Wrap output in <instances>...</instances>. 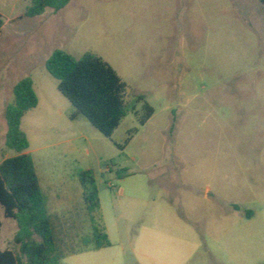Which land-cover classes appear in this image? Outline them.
<instances>
[{"label":"rangeland","instance_id":"1","mask_svg":"<svg viewBox=\"0 0 264 264\" xmlns=\"http://www.w3.org/2000/svg\"><path fill=\"white\" fill-rule=\"evenodd\" d=\"M31 5L0 0V163L16 156L6 108L31 78L39 104L22 130L68 253L62 264H264L263 3L71 0L20 20ZM58 49L101 58L127 84L128 112L112 138L73 119L46 69ZM138 97L155 110L145 126ZM83 171L94 172L98 214L85 206ZM47 182L61 184L67 204ZM0 221L3 251L18 227L1 205ZM96 226L110 247H86Z\"/></svg>","mask_w":264,"mask_h":264},{"label":"trees","instance_id":"2","mask_svg":"<svg viewBox=\"0 0 264 264\" xmlns=\"http://www.w3.org/2000/svg\"><path fill=\"white\" fill-rule=\"evenodd\" d=\"M260 1L264 5V0ZM70 2L32 0L23 17L35 18L47 9L58 12ZM3 24L0 14V36ZM46 69L58 81L60 93L77 109L73 119L83 115L106 138H112L128 112V87L118 72L93 54L76 59L61 49L53 52L46 62ZM13 93L14 102L5 112L8 126L6 145L16 152V156L5 158L0 165V205L5 218L15 221L18 230L12 246L0 251V264H62L68 253L59 241L49 199L41 188L34 160L27 153L30 142L22 130L24 117L39 104L33 80L25 78L19 81ZM135 106L140 107L135 116L139 118L140 125L145 126L155 110L144 97H138ZM79 180L87 211L90 215L98 214L100 196L94 172H81ZM1 229L0 221V235ZM92 234L93 242H88L87 248L100 250L111 246L103 229L93 227ZM79 252L72 250L71 253Z\"/></svg>","mask_w":264,"mask_h":264},{"label":"crops","instance_id":"3","mask_svg":"<svg viewBox=\"0 0 264 264\" xmlns=\"http://www.w3.org/2000/svg\"><path fill=\"white\" fill-rule=\"evenodd\" d=\"M25 17H23V18H21L20 20H22V19H24ZM14 21H15V18L13 19ZM2 34V33H1ZM29 154V153H28ZM3 161H4V159H3ZM2 161V162H3ZM1 162V163H2ZM1 163H0V165H1ZM35 168H36V166H35ZM36 171H37V169H36ZM37 174H38V172H37ZM38 177H39V181H40V185H41V188H42V190H43V192L46 194V196L48 197V195H47V193H46V191H44V189H43V187H42V181H41V177L38 175ZM60 188H62V186H61V184L59 185H54V184H51V183H46V190L48 191V192H51V194L53 193L54 195H52V198H54V199H56V200H58L59 201V203L61 204V205H65V204H67L68 202L67 201H65V198L63 197V195L61 194V192H59L61 189ZM83 195V194H82ZM48 199H49V205H50V203H51V201H50V197H48ZM50 207V206H49ZM50 214L52 215V212H51V208H50ZM2 230V229H1ZM3 251H5V250H3Z\"/></svg>","mask_w":264,"mask_h":264}]
</instances>
